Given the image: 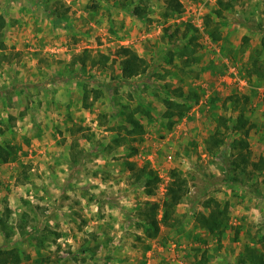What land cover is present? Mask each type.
<instances>
[{
    "label": "rangeland",
    "instance_id": "rangeland-1",
    "mask_svg": "<svg viewBox=\"0 0 264 264\" xmlns=\"http://www.w3.org/2000/svg\"><path fill=\"white\" fill-rule=\"evenodd\" d=\"M177 1L178 13L168 0H0V144L18 148L15 161L0 164V219L8 228L7 235L0 230V257L17 254L18 264H241L247 247L264 255V0H222L230 8L218 0ZM207 17L220 40L210 37ZM184 45L190 52L181 58ZM118 47L146 60L144 75L121 81ZM84 51L86 65H72ZM252 57L261 78L251 72ZM165 99H187L189 109L167 118ZM128 112L140 135L126 126ZM241 113L251 125L245 171L232 163L239 138L232 125ZM42 126L51 128L49 144L70 136L77 145L81 137L88 151L108 143L111 132L123 140L109 154L85 157L81 167L65 164L66 175L81 181L62 182L66 195L77 192L70 199L77 206L62 217L55 212L59 218L45 212L47 192L55 196L61 188L41 176L49 154L32 140ZM215 133L218 146L210 138ZM126 161L155 173L151 194L133 182ZM174 179L187 191L174 220L164 223L161 205ZM214 202L228 208L221 234L195 222ZM144 210L148 216L140 215ZM50 218L60 229L46 226ZM155 220L158 233L150 237L145 230Z\"/></svg>",
    "mask_w": 264,
    "mask_h": 264
},
{
    "label": "trees",
    "instance_id": "trees-1",
    "mask_svg": "<svg viewBox=\"0 0 264 264\" xmlns=\"http://www.w3.org/2000/svg\"><path fill=\"white\" fill-rule=\"evenodd\" d=\"M218 4L224 6V8H230V2L227 4H223L222 0H218ZM232 4V0H231ZM167 8L168 9H174L176 13L180 12L181 5L177 0H168L167 2ZM134 15L138 16L141 14V11L138 9V7L134 8ZM217 14L220 16V11H216ZM205 26L209 31L210 37H212L214 40L218 41L220 40V36L218 34V29L211 30V20L210 18L205 19ZM4 27V21L2 20V17L0 16V50L4 49V45L2 43V33L1 30ZM187 33V32H186ZM168 41L171 42L172 38H170V35L168 37ZM245 40H247L245 38ZM189 44V43H188ZM187 45H184L179 49L178 56L181 58L188 55L190 52L189 47L187 48ZM115 56L119 59V70H120V76L121 81H127L132 80L134 78H137L139 76H142L147 71V63L146 60L142 57H140L135 51H133L130 48L127 47H118L115 50ZM90 56L85 51L83 54H80L72 61V65H79L84 66L86 65V60L89 59ZM92 63L94 61L92 60ZM102 66H105V63H103ZM251 72L259 74L258 77H262L263 74L260 73L262 70V67L259 66L256 62V59L252 57L251 61ZM183 93H178V98H182ZM193 97L198 99V96L196 94H193ZM87 97H84L86 99ZM96 100V99H95ZM166 111H165V117L172 118L175 117L177 119L182 118L185 113L188 111L189 106L186 104L188 103L187 99H180V101H175L171 99H165L163 101ZM264 108V105H263ZM105 118V115H102ZM125 123L128 128L133 130L136 134L140 135L143 132V128L138 120L135 119V115L133 112H128L124 114ZM103 118V117H102ZM221 126L225 127V129H228L227 126V120L221 119ZM251 125H247V122L245 120L244 115L241 113L236 118L235 123L232 125V130L236 132L239 135V138L236 139L233 142V149L236 151V157L234 158L233 166L234 168H237L241 171H245L246 167L249 165L248 155L246 154L245 150L248 148V136L250 133ZM73 130V129H72ZM77 131H82L83 129H77ZM76 131H71L72 134H75ZM217 133L210 136L211 142L214 144V146L219 145V140L217 139ZM84 138L87 139V141H91L93 135L89 133L82 134ZM122 137H119L117 135L116 137H113L110 139V141L107 144H99V149H96L95 147H92V150L87 153H82V160L90 155L93 154V157L95 154H97L99 151L105 150L107 154L114 151L115 148L120 147L122 145ZM74 146H76L74 144ZM129 156L132 155V153L136 150L134 148L130 149ZM18 152V148L14 145L9 144H0V164H7L12 161H15L16 155ZM79 158V157H78ZM77 157L72 158V162L77 163L78 160ZM85 158V159H86ZM73 164V163H72ZM73 166L76 167V164H73ZM81 167V165H79ZM123 168L128 170L131 175L134 177L133 182H141L143 183L144 187L147 188V194H151L152 190L149 188H154L155 180L157 178L155 177V173L149 169V166L147 164L143 165L140 168H137V165L134 162L126 161L123 164ZM175 177V174L173 175ZM187 191L186 183H183V181H180L179 179L172 180L166 190L165 200L163 201L161 207H162V217L161 222L167 223L170 220H174L173 214L174 211L181 201V199L185 196ZM207 211L206 212H200L195 217L196 224L200 227L205 229L206 231L210 233L217 232L221 234L227 227L228 224V208L225 205H221L218 202H214L213 204H207ZM158 210V205L153 204L151 209H149L150 213H152L153 218L156 219V214ZM149 211L144 210L140 215L141 216H148ZM6 216V214H5ZM151 228H147L145 231L147 232L148 236L155 237L158 233V222L155 220L151 224ZM7 225L4 218L0 219V230L4 234H8L7 232ZM244 255L240 257V263L241 264H264V255L259 254L256 252L255 249L251 247H247L244 250ZM10 253H7L6 255H9ZM11 259H9L7 256H1L0 257V264H18L20 261V257L17 254H11Z\"/></svg>",
    "mask_w": 264,
    "mask_h": 264
},
{
    "label": "crops",
    "instance_id": "crops-1",
    "mask_svg": "<svg viewBox=\"0 0 264 264\" xmlns=\"http://www.w3.org/2000/svg\"><path fill=\"white\" fill-rule=\"evenodd\" d=\"M47 121L48 120H46V122ZM42 128H43V133H41L42 135L39 138L41 140L40 141L41 143H37L39 141V139L32 140L34 142L35 146L37 147V149L39 150V152H43L44 154H45V152H47V154H49V155H47L48 157L47 156L44 157L45 161H47L48 163L46 165L45 171H43V174L41 176H42L43 181L47 182V184L56 183L57 186H59L61 188L60 189L61 191L57 190L54 192V194H56L55 196H52L51 193L49 194V192H47L48 196L46 197V202H45V212H47V214H49L47 216V218H49V216H51V215H55L57 218H59L60 214H61V217H62V215L65 214L64 209L71 210V208H74L77 206V203H75V202L73 203L72 201H70V199H72L73 197L77 198L75 196V194L77 192L75 191L74 194H72V195H66L65 194L66 191H64V189H63L64 184H62V182H66L67 181L66 179H68V182H70V181L73 182L72 184H80V181H81L80 177H74L73 175H71V177H70L69 175L68 176L66 175V172H67L66 165H68V164L70 165L73 163V164H76V166H79L81 164V160H82V156H81L82 154H80V152L85 154L89 151L86 149L87 147L86 146L84 147V144L81 142V140H82L81 137L79 138L78 144L76 146L71 145L72 139L70 140V136H68L69 141H64L63 144H61L57 141L55 143L49 144L47 142V140L49 139L47 137V135L51 134L50 131H48L51 128L49 126H46V127L42 126ZM45 128H47V129L45 130ZM92 134H94L96 136V140H97L98 134L93 133V132H92ZM110 134H112V135H109V137L110 136L116 137L117 135H119V137L122 136L121 133L117 134L115 132H111ZM65 136H67V134H65ZM65 136L63 135V137H65ZM109 137H107V138H109ZM73 141H74V139H73ZM42 143H45V144L47 143L48 146L42 145ZM73 144H76V142H74ZM100 144H103V143L100 141ZM86 145H87V143H86ZM99 146H101V145H99ZM55 151L57 153L62 152L61 155L64 156V159H60V161H59L58 158L57 159L51 158L53 156L55 157V154H54ZM69 151H70V154H69ZM73 157H77V158L80 157L79 158L80 160L77 163L72 162ZM62 161H64V162H62ZM82 161H85V158ZM77 181H79V182H77ZM67 194H70V193L68 192ZM87 198H89V197L84 195V193H82V195H80V200L86 199L83 202H86L88 200ZM66 202H68V203H66ZM83 204L85 207L86 206L85 203H83ZM88 207H91V205L88 204ZM57 211L60 212V214L55 213ZM57 218H55V219H57ZM53 222H54V225H53ZM53 222H52V218H50L48 221L46 220V226L48 228H50V226L48 224L52 223V225H53L52 228L56 227L57 229H60L61 225L58 224L57 220L56 221L53 220Z\"/></svg>",
    "mask_w": 264,
    "mask_h": 264
},
{
    "label": "built area",
    "instance_id": "built-area-1",
    "mask_svg": "<svg viewBox=\"0 0 264 264\" xmlns=\"http://www.w3.org/2000/svg\"><path fill=\"white\" fill-rule=\"evenodd\" d=\"M170 158V157H169Z\"/></svg>",
    "mask_w": 264,
    "mask_h": 264
}]
</instances>
